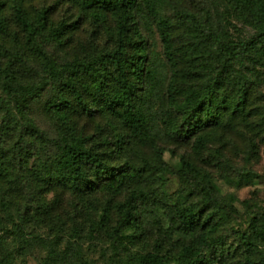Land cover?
<instances>
[{
    "label": "trees",
    "instance_id": "trees-1",
    "mask_svg": "<svg viewBox=\"0 0 264 264\" xmlns=\"http://www.w3.org/2000/svg\"><path fill=\"white\" fill-rule=\"evenodd\" d=\"M28 1L0 0V82L12 102L6 103V128L21 126L27 145L0 142V264H26L35 246L43 249L38 264H95L82 249L84 239L110 242L113 258L102 264H214L212 252L224 243L221 229L235 221L239 201L221 199L213 174L196 160L237 118L253 125L247 67H264V0H214L216 8L201 14L173 4L175 21L163 12L166 0H71L106 28L112 45H93L66 60H56L44 42L50 37L63 45L65 25H52L47 8L28 7ZM233 21L247 26L250 37L235 40L242 35L232 32L238 30ZM148 31L158 34L160 55H151ZM20 45L39 69L37 81H22L10 61L2 62V50L17 59ZM47 86L44 112L54 137L28 111ZM160 95L165 104L155 107ZM82 114L104 118L112 137L78 130L73 119ZM255 119L264 125V109ZM162 139L190 144L178 170L201 185L198 201L151 198L143 182L163 169ZM130 150L138 160L128 157ZM57 188L72 195V216L55 214L46 196ZM240 205L251 219L226 228L238 226L245 251L262 254L264 210H251L248 200ZM160 213L175 241L148 227L149 217L161 227ZM247 264L256 261L248 257Z\"/></svg>",
    "mask_w": 264,
    "mask_h": 264
},
{
    "label": "rangeland",
    "instance_id": "rangeland-1",
    "mask_svg": "<svg viewBox=\"0 0 264 264\" xmlns=\"http://www.w3.org/2000/svg\"><path fill=\"white\" fill-rule=\"evenodd\" d=\"M167 5L164 6L163 12L172 17L175 21L172 5L191 11L194 14H201L205 9L212 12L215 9L214 0H166ZM28 7L47 8L49 21L54 26H62V32L66 33L63 45H58L50 37L44 42L45 49L48 50L56 60H66L73 55H82L91 51L93 45L107 46L112 45L108 31L104 26H97L96 23L88 16L83 15L77 9V6L71 0H29ZM238 26V30L231 28L232 32L240 31L242 36H234L235 40H244L249 38L251 30L239 23L233 21ZM182 29H177L179 34ZM60 33V34H61ZM147 41L151 55H160L162 53V45L158 34L155 31L147 32ZM21 35V33H20ZM237 35V33H235ZM23 37V36H22ZM179 37L177 41L179 43ZM240 38V39H239ZM49 40V41H48ZM12 52L2 50V62L10 61L17 69L18 75L24 82H33L38 79V67L34 61L27 60L24 53L18 52V58L12 59ZM21 60L26 62L21 65ZM253 64L249 63L247 70L249 77L250 106L253 114L251 120L253 125L251 128L245 126L240 118L234 121L233 126H227L220 131L221 139L211 140L208 144V150L203 152L201 160H196L198 165L212 173L217 181L220 189L221 199L224 196L233 195L239 201L237 212H235V222L244 225L251 219L249 209L241 206L243 200L250 201L251 210H264V125L259 124L255 116L260 114V110L264 109V67L258 66V69L252 68ZM51 95L50 86L40 91V95L31 101L29 113L34 119L37 127L45 132L48 136L54 137L55 131L52 123L44 112V103ZM11 103V99L3 91L0 82V142L4 146L16 144V146H27L23 141L25 136L21 130V126L6 128L5 118L7 116L6 103ZM165 104V97L160 95L154 99V106L158 107ZM76 127L84 134H95L99 136V132H103L105 136L112 137L106 121L100 115L93 114L87 116L85 114L74 117ZM259 124V125H258ZM255 142L254 147L250 149V143ZM163 147L162 153L163 169L153 174H148L143 183H146L151 198L156 199L165 194L172 196L173 200H179L183 203L196 202L200 199L201 185L190 176H184L178 170V161L180 156L191 153L189 143H179L176 141L159 142ZM144 151L151 155L149 148ZM48 154H52V149H47ZM128 157L138 160L137 150H130ZM36 156L30 159V166L34 163ZM112 196V193H101ZM99 195L101 198L109 197ZM47 199L53 202L55 214L64 217L72 216V195L61 188L50 189L47 193ZM123 195H113L112 199H122ZM161 227L158 229L152 217L147 218V225L154 231L159 230L174 241L178 238L177 234L168 228V222L162 213L159 214ZM63 218V217H62ZM230 222V223H231ZM229 223V224H230ZM228 224V225H229ZM221 229L224 232V243L213 251L214 264H247V258L256 261V264H264V245L261 246V253L258 255H249L245 251V247L241 245L238 237H236L238 226ZM232 226V224L230 225ZM35 230V229H33ZM36 231L43 234L44 228L37 227ZM82 249L89 257V260L95 264H102L113 258L112 246L110 242L103 239L89 240L84 239ZM43 254V249L35 246L27 255L26 264H38L39 257ZM115 258V255H114ZM215 258L218 260L215 261Z\"/></svg>",
    "mask_w": 264,
    "mask_h": 264
}]
</instances>
